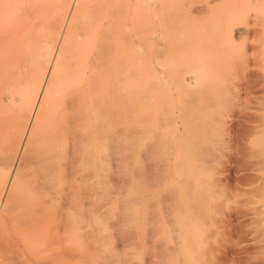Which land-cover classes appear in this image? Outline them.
<instances>
[{"label": "rangeland", "instance_id": "374dc122", "mask_svg": "<svg viewBox=\"0 0 264 264\" xmlns=\"http://www.w3.org/2000/svg\"><path fill=\"white\" fill-rule=\"evenodd\" d=\"M123 2L83 0L71 44L80 46L78 41L92 36L93 29L87 23L81 26L88 13L95 11L98 15ZM88 5L94 6L92 10L87 9ZM119 24L113 32L117 63L114 93L117 102L112 111L115 116L106 115L110 114L108 111L104 114L102 137L115 130L118 145L123 146L118 149L116 161L109 163L108 159H102L101 199L104 200L97 203L100 217L93 220L95 223L88 217L86 224H93L98 234L109 236L113 234L109 224L116 219L117 210L133 212L134 208L161 207L171 200L174 202L170 205L178 202L180 206L193 204L195 208L199 204L196 197H200L196 194L200 191L205 200L199 199V210L193 209L198 212V222L207 229L205 242L209 246L206 245L207 260L203 264L209 263L210 254L219 255L218 244L227 245L229 250L228 258H220L222 264L259 263V258L264 256V246L260 244L264 245V219H261L264 218V154L261 156L264 153V0H145L143 4L138 1L132 26L126 29L122 22ZM14 129H8L0 142L3 152L0 157H6L0 160L2 178L7 171H14L16 140L26 135H22L21 124ZM255 129L257 134H253ZM10 134L14 143L8 142ZM110 165L119 166V172L112 174ZM170 190L176 191L173 196L172 192L168 193ZM179 192L184 194L177 201L175 196ZM162 193L171 200L163 202ZM186 194L190 196V204ZM110 199L111 203L106 202ZM84 203L90 210L95 204L90 196ZM123 203L125 208L121 206ZM257 207L260 210L263 207L262 212ZM78 216L77 200H72L67 210L66 235L73 245H77L79 238ZM62 234L60 231L59 235ZM88 237L86 242L90 243L96 234L90 233ZM110 240L114 247L119 244L115 237ZM114 249L131 255L134 262L145 260L150 252L147 247L140 250L118 245Z\"/></svg>", "mask_w": 264, "mask_h": 264}, {"label": "bare ground", "instance_id": "6f19581e", "mask_svg": "<svg viewBox=\"0 0 264 264\" xmlns=\"http://www.w3.org/2000/svg\"><path fill=\"white\" fill-rule=\"evenodd\" d=\"M82 1L0 0V142L4 141L8 129H17L19 124L22 125V135L26 134L16 140L14 171H7L4 178L0 174V264H162L163 257L166 258L164 264H203L207 260L204 258L208 245L205 242L207 229L198 222V212H194L195 208L199 210V199L205 200L200 191L195 193L200 196L199 199L196 197L195 202L199 204L195 203V208L193 204L190 208L180 206L178 202L170 205L174 201L162 193L163 202L171 200L167 205L141 210L133 207V212L117 210L116 219L108 223L113 230L109 236L98 234L93 224L85 222L88 217L92 222L100 217L97 203L104 188L102 159H108L109 163L116 161L118 149L123 146L118 145L119 136L115 130L102 137L104 114L108 111L110 114L106 115L113 118L112 111L117 102L114 94L117 84L116 38L113 32L120 26L119 22L126 29L130 28L136 2L143 4L145 0H124L121 6L106 8L98 15L95 11L88 13L81 26L87 23L93 34L78 41L80 46L75 47L71 44V36L73 28L78 25ZM91 7L94 6L88 5L87 9ZM112 123L113 126V120ZM257 133L258 130L253 134ZM13 135L10 134L9 143H14ZM3 146L7 149L6 145ZM130 166L125 170H130ZM109 167L112 174L119 172V166ZM182 193L175 194L174 198L180 201ZM87 196L95 202L91 210L84 203ZM111 199L105 201L111 203ZM189 199L190 196V204ZM72 200L78 203L77 245H73L66 235L67 210ZM124 204L121 206L125 208ZM60 231L62 235H59ZM90 233H95L96 237L88 243L86 239ZM112 236L119 241L115 247H147L150 249L148 258L134 262L131 255L122 254L120 250L117 252L110 242ZM216 251L219 255L210 254L207 264H222L220 258L229 256L227 245L218 244ZM259 260L254 264H264V256Z\"/></svg>", "mask_w": 264, "mask_h": 264}]
</instances>
